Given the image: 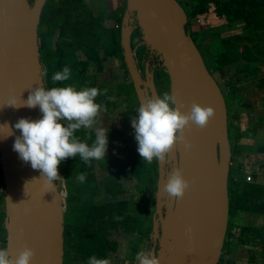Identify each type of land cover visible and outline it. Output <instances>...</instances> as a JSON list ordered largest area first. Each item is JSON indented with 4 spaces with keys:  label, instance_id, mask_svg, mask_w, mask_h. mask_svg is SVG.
<instances>
[{
    "label": "water",
    "instance_id": "obj_1",
    "mask_svg": "<svg viewBox=\"0 0 264 264\" xmlns=\"http://www.w3.org/2000/svg\"><path fill=\"white\" fill-rule=\"evenodd\" d=\"M46 0H0V167L4 182L5 248L17 255L25 245L36 250L32 264L64 263V204L58 180L48 183L13 150L20 118L39 119V106H3L10 96L26 101L33 87L45 86L38 27ZM187 13L179 0H125L120 46L138 103L158 95L153 75L144 81L131 45L138 30L146 49L157 56L187 111L192 102L212 105L206 127L192 125L166 161L157 162L152 251L161 264H218L229 218L228 177L231 146L226 101L194 40L185 29ZM12 134H9V129ZM189 181L184 197L167 196L163 185L175 168Z\"/></svg>",
    "mask_w": 264,
    "mask_h": 264
},
{
    "label": "rangeland",
    "instance_id": "obj_2",
    "mask_svg": "<svg viewBox=\"0 0 264 264\" xmlns=\"http://www.w3.org/2000/svg\"><path fill=\"white\" fill-rule=\"evenodd\" d=\"M60 1L55 0L58 4H60ZM82 1L91 14L102 20L104 26L117 29L119 22H115V16L119 12L114 7V0ZM182 1L186 10H190L196 0ZM241 1L233 0L235 2L234 6L237 7ZM244 1L245 7L250 12L263 16L264 4H260L258 1L255 2L256 0ZM81 11V16L87 12L86 10L83 11V9ZM190 25L192 26V33L198 34L200 37L202 32L207 30L204 41L212 48H221L223 50L228 49L229 45H233L235 48H230V50L238 49L241 51L243 46L246 45L258 50L256 54L259 59L254 63L258 71L254 72L253 75L243 71L245 69L243 60H238L231 67V71L234 72L236 70L240 77V82L238 83L239 102H255L256 106L253 109L254 116H252V119L253 121L257 120L255 115L259 112L261 122L258 126L256 122H252L247 125L248 127L246 123H243L244 131H248V137H252L249 140L247 137L241 153L234 154L232 157V167L235 168L239 165V169L235 170L239 182L243 184L246 175H251L252 181L247 182L251 186L248 192L247 209L234 219L235 233L237 234L241 227L245 234L242 235L240 241L239 239L230 240L233 243L231 245V253L225 256L221 255L218 264H264V166H259L261 162L264 163V160L258 155H254V153H264V88L260 90L257 87L258 82L262 84L264 81V24L247 25L244 19L240 17L238 10H233L229 15H216L212 12L200 19H193ZM56 38L57 33L54 35L53 40ZM97 48L99 57L102 59V69L97 71L95 63L92 62L86 66V70L88 75L94 76L96 83L94 87L98 88L100 91L99 96L103 100L105 110L101 111L97 117V126L102 125L109 129L108 150L105 160L93 161L92 171L81 165L75 158L62 161L63 171L59 170V175L64 180L62 182L58 181L62 193L64 212L66 210L68 192H72L75 208L82 204L100 205L110 201L124 200L127 211L140 216L145 220L144 224L149 225L154 210L156 182L150 185L145 178L139 180L131 174L124 175L122 173L117 175V181L120 183L122 192L113 196L103 191L102 181L106 180L110 173H114L112 162L116 158V154L122 153L124 159L128 160L129 150H132L133 146H138V142L135 139V131L131 124L134 117L130 116V108L132 106L137 107L138 102L132 82L124 71L125 63L123 59L106 56L102 47ZM75 55L80 61H84L87 58L82 51H77ZM142 56L143 52L141 50L139 57L142 58ZM42 74L45 78V70L43 68ZM112 75L117 77L113 78ZM162 77H166V79L164 80ZM214 77L219 83H222L218 73H215ZM76 80L79 81L78 79ZM72 81L71 85L75 87L80 83L77 84L73 78ZM156 84L160 94L166 91L169 92V81L167 75L163 74V72L156 77ZM222 90H224L223 83ZM226 98L229 100L228 107L232 110L236 106V104H233L236 100L231 98V101L230 97L227 96ZM241 107L243 105H237L239 112L245 113L246 109ZM243 119L245 120L244 117ZM256 127L258 128L256 129ZM80 130L89 132L92 129L81 128ZM82 172L87 173L86 180L83 183L77 180V176ZM114 226L111 225L108 230L109 238L115 242L116 246L102 258L109 259L111 264H138L135 260L136 253L141 248L150 250L151 232L147 240L138 241L134 235L125 232L120 224ZM74 258L75 253L68 245L66 254L64 251L63 264H87L85 261H77Z\"/></svg>",
    "mask_w": 264,
    "mask_h": 264
},
{
    "label": "trees",
    "instance_id": "obj_3",
    "mask_svg": "<svg viewBox=\"0 0 264 264\" xmlns=\"http://www.w3.org/2000/svg\"><path fill=\"white\" fill-rule=\"evenodd\" d=\"M264 4V0H256L255 2ZM233 0H196L190 10H186L184 4L182 5L187 13L186 31L194 40L199 51L201 52L204 62L209 72L214 76L218 73L222 79L224 90H222V83H219L223 96L226 101L228 113V137L231 146L232 157L234 154H239L242 151L245 139L248 137V131H244L239 125V112H233L231 119L230 109L228 107V100L230 97L236 100L238 98V83L240 82L239 74L231 71L232 65L237 63L238 60H243L247 72V62L255 63L259 57L256 54V48L250 46H243V50L239 51L230 50L235 48L229 45L228 49L212 48L205 40L207 30L202 32V35L192 33L191 21L193 19H200L207 14L215 13L216 15H229L233 10H238L241 18L244 19L247 25L255 23L264 24V14L250 12L245 7V1L242 0L237 7L234 6ZM239 7V8H238ZM81 9L87 12L81 16ZM125 9V0L122 7L118 8V15L115 16V22H121L122 12ZM57 33V38L53 40L54 35ZM38 41L40 58L45 70V85L48 88L62 87L71 84L72 78L79 85L77 89L83 87L96 86L95 78L93 75H88L86 66L94 62L97 71L102 68V59L99 57V50L97 47H102L106 56H114L123 59L121 54L122 49L120 46V29L107 28L103 25L100 18L91 14L83 3L82 0H61L60 4L55 0H46L43 5L40 22L38 27ZM214 43V42H212ZM215 45V44H214ZM216 45H218L216 43ZM82 51L86 55V60L80 61L77 59L75 53ZM67 65L71 68V77L67 81L52 82V75L62 70ZM256 68L252 69L255 71ZM125 72H128L125 68ZM162 73L163 71L160 70ZM163 74L167 75L163 72ZM129 76V75H128ZM78 79L79 81H77ZM74 85H76L74 83ZM232 98V99H231ZM98 103L103 105V100L98 95L96 98ZM139 106V105H138ZM137 107H131L130 112L135 116L137 115ZM81 140L87 139L89 144L95 139L93 130L83 132L78 130L75 133ZM138 146H133L129 150L128 160L124 159L122 153L116 154V158L112 162L114 173H110L106 180L103 182V191L105 193L115 196L122 192L120 183L117 181L119 174H131L137 179L145 178L150 185L155 184L157 180V162L154 159L151 164L143 161L137 151ZM230 164V171L228 177V196H229V218L227 225L226 237L222 248L223 256L231 253V241H240L244 230L240 227L236 236H234V219L247 209L249 201V189L251 186L245 182H239L235 170L239 169L238 166L232 167V158ZM75 158L81 165L85 166L89 171L93 169V161L91 164H86L80 159L79 155L76 157H69L67 159ZM59 170L63 171L62 162ZM5 220V207H4V182L2 170L0 167V247H5L6 243V230L4 228ZM140 216L127 211L126 202L124 200L110 201L100 205H80L75 208L73 204V194L68 192L66 210L64 212V251L67 252L69 245L75 253V260L85 261L92 255L102 258L108 253L109 250L115 248L116 244L109 238V227L120 224L123 230L131 235H134L137 240H147L151 232V223L144 224ZM231 240V241H230Z\"/></svg>",
    "mask_w": 264,
    "mask_h": 264
},
{
    "label": "clouds",
    "instance_id": "obj_4",
    "mask_svg": "<svg viewBox=\"0 0 264 264\" xmlns=\"http://www.w3.org/2000/svg\"><path fill=\"white\" fill-rule=\"evenodd\" d=\"M70 77L71 68L65 65L51 79L55 84ZM98 95L100 91L96 87L77 89L68 84L51 88L35 86L26 101L10 96L3 106H39L43 114L39 119L22 117L15 123L14 127L20 130V135L15 138L13 150L24 162H30L33 169L40 170L42 177L50 184L54 180H64L59 175V166L69 157L79 155L89 165L92 160H105L109 129L97 126V117L105 110L104 105L96 101ZM184 109L185 105L174 92L149 95L140 102L131 124L138 142L137 151L143 161L149 164L154 159L166 161L177 143L183 142L186 148H190L184 136L185 129L192 125L204 128L215 115L212 105H202L196 101L187 111ZM81 128L93 130L95 139L91 144L87 142L91 136L81 140L75 135ZM11 134L10 130L8 135ZM86 176L87 173L82 172L77 180L83 183ZM188 188L189 181L178 167L172 170L163 185L164 193L176 200L182 199ZM35 256L36 250L27 245L15 256L7 248L0 247V264H32ZM135 260L138 264H161L152 251L144 248L136 253ZM87 264H111V261L92 255Z\"/></svg>",
    "mask_w": 264,
    "mask_h": 264
},
{
    "label": "crops",
    "instance_id": "obj_5",
    "mask_svg": "<svg viewBox=\"0 0 264 264\" xmlns=\"http://www.w3.org/2000/svg\"><path fill=\"white\" fill-rule=\"evenodd\" d=\"M114 7H116V9H118V8H120V7H122L123 6V4H124V0L122 1V0H114ZM246 66H247V73H250L251 75H253L254 74V72H257L258 71V69H257V67L253 64V63H251V62H247L246 63ZM254 68H256L255 69V71H252V69H254ZM125 71V70H124ZM246 73V74H247ZM115 75H117L116 73H115ZM113 76V78L115 77L114 75H112ZM117 77V76H116ZM115 77V78H116ZM261 81H262V79H261ZM258 86V88L261 90V88H264V81H263V83L262 84H260L259 82H258V84H257ZM238 98H239V94H238ZM241 105H243V107H241V108H244V109H246V111H245V113H240L239 112V110H238V112H239V119H240V121H239V125H240V128L242 129V130H244V124L246 123V126L247 125H249L250 123H252V122H256L257 123V126H258V124L261 122L260 121V113L259 112H257V116L255 115V117H257V120H254L253 121V119H252V116H254V108H255V106H256V104H255V102H247V103H242V104H240V106ZM243 117L245 118V120L243 119ZM244 120V121H243ZM247 120V122H245ZM244 123V124H243ZM245 126V127H246ZM259 126H261V125H259ZM248 127V126H247ZM258 127H256V129H257ZM255 129V130H256ZM256 132V131H255ZM258 134V133H257ZM250 137H252V136H249L248 137V140H249V138ZM251 139V138H250ZM247 139H245V141H246ZM254 155H258L261 159H263L264 160V153H262V154H260V153H254ZM252 162V161H251ZM259 166H264V163H262L261 162V164L259 165Z\"/></svg>",
    "mask_w": 264,
    "mask_h": 264
},
{
    "label": "built area",
    "instance_id": "obj_6",
    "mask_svg": "<svg viewBox=\"0 0 264 264\" xmlns=\"http://www.w3.org/2000/svg\"><path fill=\"white\" fill-rule=\"evenodd\" d=\"M123 13H124V11L122 12V14H119L121 16V19H122ZM120 27H121V22H119V24L117 25V28L120 29ZM133 34H134V38H133L134 41L132 39ZM133 42H135V43L133 44ZM131 45H132V48L134 50V56L136 58V61L138 63V66H139V69H140V72H141V75H142V78H143L144 81H147L146 75H145L146 69L148 70V73H152V75H153L154 68H158L159 67L158 68L159 71L162 70L161 67H160V65H159V62L157 64L150 65L149 64L150 62L148 60H146V62H145V69H144V71L141 70L140 62H143L145 60V57L146 56H145V51L144 50L146 49V47L144 46V42H143V40L141 38V35H140L139 31L136 30V29H134L132 31V33H131ZM141 50L143 52L142 58L139 57V55H138L139 51H141ZM143 58H144V60H143ZM145 93H146V96L151 95V93H150V91H149L148 88H145ZM244 181H246V182L252 181V176L251 175H246V177L244 178ZM233 232H234V236H236L235 227L233 228Z\"/></svg>",
    "mask_w": 264,
    "mask_h": 264
},
{
    "label": "flooded vegetation",
    "instance_id": "obj_7",
    "mask_svg": "<svg viewBox=\"0 0 264 264\" xmlns=\"http://www.w3.org/2000/svg\"><path fill=\"white\" fill-rule=\"evenodd\" d=\"M179 1L183 5V1L182 0H179ZM134 34H133L132 39L134 38ZM144 51H145V56H146L145 57V60L143 62H140V67H141V70L142 71H144V69H145V62H146V60H148L150 62L149 63L150 65H154V64H157L159 62L156 55L151 54L147 49H145ZM138 55H139V53H138ZM158 68H154V70H153V83H154V86H155V89H156L158 95H160L158 85L156 84V77H158V74L159 73L161 74V72L159 71ZM162 78H164V80L166 79V77H162ZM167 78H168V76H167ZM134 94H135V91H134ZM135 96H136V94H135ZM136 99H137V97H136ZM137 102H138V100H137ZM228 103H229V100H228ZM241 103L242 102H239V98H237L236 99V102L233 103V104H236V106L232 110H230L229 120L231 119V116H232L233 112L238 111L237 105H240ZM138 105H139V103H138ZM132 107H134V106H132ZM130 116L135 117V115L133 113H131V112H130ZM154 203H155V191H154ZM149 220H150V218H149Z\"/></svg>",
    "mask_w": 264,
    "mask_h": 264
}]
</instances>
